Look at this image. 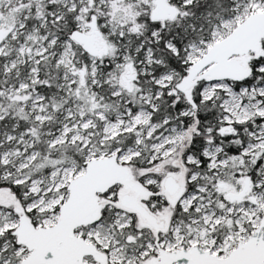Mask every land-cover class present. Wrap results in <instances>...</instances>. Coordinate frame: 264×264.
Here are the masks:
<instances>
[{
    "label": "snow or ice",
    "instance_id": "1",
    "mask_svg": "<svg viewBox=\"0 0 264 264\" xmlns=\"http://www.w3.org/2000/svg\"><path fill=\"white\" fill-rule=\"evenodd\" d=\"M0 264H264V0H0Z\"/></svg>",
    "mask_w": 264,
    "mask_h": 264
}]
</instances>
